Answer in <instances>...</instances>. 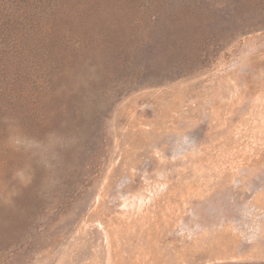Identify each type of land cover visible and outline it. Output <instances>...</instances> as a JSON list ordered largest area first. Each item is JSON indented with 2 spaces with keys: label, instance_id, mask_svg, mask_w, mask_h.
<instances>
[{
  "label": "rangeland",
  "instance_id": "rangeland-1",
  "mask_svg": "<svg viewBox=\"0 0 264 264\" xmlns=\"http://www.w3.org/2000/svg\"><path fill=\"white\" fill-rule=\"evenodd\" d=\"M0 264H264V0H0Z\"/></svg>",
  "mask_w": 264,
  "mask_h": 264
}]
</instances>
